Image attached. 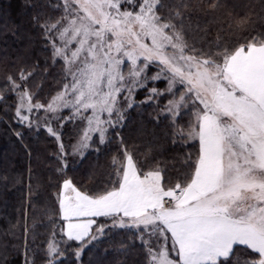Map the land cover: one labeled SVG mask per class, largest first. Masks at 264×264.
I'll use <instances>...</instances> for the list:
<instances>
[{
  "label": "snow or ice",
  "instance_id": "snow-or-ice-1",
  "mask_svg": "<svg viewBox=\"0 0 264 264\" xmlns=\"http://www.w3.org/2000/svg\"><path fill=\"white\" fill-rule=\"evenodd\" d=\"M237 7L253 6L19 0L20 21L0 24V40L11 35L30 50L38 37L42 51L30 63L0 56V123L22 129L11 132L29 160L25 130L54 140L49 155L60 183L55 220L49 217L51 231L39 244L27 224L35 208L25 206L34 195L29 187L24 222L0 230V264H64L69 257L84 264L90 248L99 258L88 264H106L109 254L111 264H129L137 246L134 264H264V32L247 12L237 19ZM234 30L238 36L225 37ZM35 74L53 77L43 100L42 84L29 86ZM165 97L159 114L168 123L156 155L167 159H134L121 130L132 111L159 107ZM113 143L124 160L113 158L105 181L67 176L69 158L82 163ZM9 248L18 260H8Z\"/></svg>",
  "mask_w": 264,
  "mask_h": 264
},
{
  "label": "trees",
  "instance_id": "trees-1",
  "mask_svg": "<svg viewBox=\"0 0 264 264\" xmlns=\"http://www.w3.org/2000/svg\"><path fill=\"white\" fill-rule=\"evenodd\" d=\"M230 2L245 5L251 3L253 6L251 9L236 8V12L240 14L237 19H240V16L247 12V14L253 16L256 31L264 32V21L259 17L261 0H230ZM18 7L19 0H0V24L11 26L14 23H19ZM23 30L24 27L22 26L21 31ZM32 34L35 36L34 32ZM238 35L239 33L235 30L231 33H225L226 38ZM226 42H228L227 39ZM41 51V41L38 37L30 50H26L25 41H18L11 35L0 40V56L7 55L13 60L17 56H26L30 63L32 59L38 58ZM52 80L53 77L45 79L41 75L35 74L29 78V86L42 84L40 97L43 100L50 89L55 87ZM157 87L162 88L164 85L158 84ZM144 95L141 92L135 99L140 101L144 99ZM167 98L165 97L159 101V107L146 104L132 111L126 126L121 130L125 146L144 161L146 159L142 155L149 156L151 161L154 157L157 160L167 159V156L156 155L163 133L166 131L165 125L168 123L159 114ZM9 102L11 103V101ZM138 113L142 114L138 115ZM0 115L3 114L0 113ZM4 118L6 120L10 119V114ZM157 120L159 123H157ZM180 123L185 124L186 121L181 120ZM11 129L22 130L16 124L9 126L0 123V176L7 178L6 184L0 183V230L7 231L10 225L24 222V210L21 208V204L25 202L24 198L28 195L29 187H31L34 195L30 201L25 202V206L30 203L35 205V208H29L27 224L29 227L35 225L36 239L39 244L47 238L48 233L51 231L52 225L49 224V217H52L53 220L56 217L55 211L52 210L55 204L54 193L57 192L54 185L60 183V178L52 170L57 162L49 155V153L55 151V141L48 137L43 130L39 133L25 130L23 143L32 149L33 155V158L29 160L27 153L21 147V142L17 141L16 137L12 135ZM65 131L67 132L68 129L66 128ZM65 142H68L67 135L65 136ZM189 150L191 151V149ZM171 155L173 153H168V156ZM122 157L118 145L113 143L107 148H101L98 155L95 152L90 153L82 163L75 162L78 157L69 158L70 169L67 176L73 177L74 181H82L86 184L102 183L107 179V173L113 170V158H115V164L120 165ZM168 162L170 164L175 163L172 160H168ZM29 167L32 169L31 174L29 173ZM113 235L115 239H121L125 237L126 233L121 232L118 235L114 233ZM11 240L12 238L9 236L3 242L8 244ZM73 247H75V244H73ZM97 251H99L98 248L87 249L83 257L84 264H88L90 260L95 261L98 259L99 257L95 255ZM137 251L138 246L128 256L129 264H134L135 260L140 259L136 255ZM7 258L12 262L18 260L17 257L13 256L10 248ZM120 258L123 259L124 257L121 255ZM113 259L114 255L109 254L106 264H111ZM64 264H71V257Z\"/></svg>",
  "mask_w": 264,
  "mask_h": 264
},
{
  "label": "rangeland",
  "instance_id": "rangeland-1",
  "mask_svg": "<svg viewBox=\"0 0 264 264\" xmlns=\"http://www.w3.org/2000/svg\"><path fill=\"white\" fill-rule=\"evenodd\" d=\"M168 98H169V97H168ZM168 98H167V99H168ZM140 155H141V154H140ZM133 157H134V159H138V160H140V161H144L142 158H140L139 156H137V155L134 154V153H133ZM142 157L146 159L145 162H147V163H149V164L153 163V161L149 160V159H150L149 156H144V155H142ZM123 160H124V158L122 157V162H123Z\"/></svg>",
  "mask_w": 264,
  "mask_h": 264
}]
</instances>
